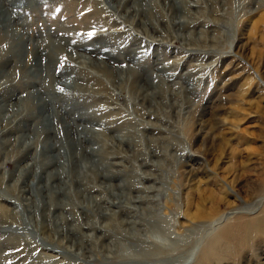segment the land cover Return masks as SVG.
<instances>
[{"label": "rangeland", "instance_id": "rangeland-1", "mask_svg": "<svg viewBox=\"0 0 264 264\" xmlns=\"http://www.w3.org/2000/svg\"><path fill=\"white\" fill-rule=\"evenodd\" d=\"M142 2L150 10L140 16ZM179 2L0 0V263L121 264L149 249L137 235L162 228L198 262L211 245L212 264H264V0H188L183 19ZM45 69L59 88L45 90ZM129 69L141 81L126 80ZM91 83L101 90H86ZM144 83L146 103L133 88ZM151 185L157 207L146 215L167 222L140 232L125 222L141 216L125 207ZM106 190L122 208L95 205ZM57 230L90 251H59Z\"/></svg>", "mask_w": 264, "mask_h": 264}, {"label": "bare ground", "instance_id": "bare-ground-1", "mask_svg": "<svg viewBox=\"0 0 264 264\" xmlns=\"http://www.w3.org/2000/svg\"><path fill=\"white\" fill-rule=\"evenodd\" d=\"M168 1V0H167ZM177 1V0H176ZM181 2V5H182V8H183V17H181L182 19L183 18H186L187 16H189V13H190V8L191 7H195V5L194 4H192V3H189L188 2V0H178V2ZM179 2V3H180ZM127 3V2H126ZM171 3V2H170ZM178 3V4H179ZM177 4V5H178ZM201 4V3H200ZM150 5V7L149 8H151V12L149 11V17H155V16H159V15H157V14H154L155 13V11L153 10V9H155L156 8V5L154 4V1H151V3L149 4ZM165 5V4H164ZM169 5V4H168ZM162 6V5H161ZM196 6L198 7H200V5H197L196 4ZM137 7H138V9L137 10H135V12H138V14L141 16L146 10H150V9H147V4H145L144 2H142V4L140 3H138V5H137ZM168 7H170V9L173 11V13H174V11H175V8H177V6L176 5H173V4H170ZM179 7V6H178ZM158 9H161V8H158ZM117 10V9H116ZM170 10V11H171ZM178 10H180L179 8H178ZM179 12V11H178ZM171 14L170 16H172V19H173V21L176 19V17H175V15L174 14ZM185 14V15H184ZM139 15H138V17H139ZM145 15H146V12H145ZM151 15V16H150ZM181 15V16H182ZM134 16V15H133ZM143 16V15H142ZM166 17V16H165ZM164 18V17H163ZM189 18V17H188ZM192 18V17H191ZM162 19V17L160 18V20ZM167 19V18H166ZM169 19V18H168ZM171 19V18H170ZM132 20H134V17H133V19ZM165 19H163V21H164ZM188 20V19H187ZM136 21V20H135ZM149 21V20H148ZM155 21V20H154ZM127 22V21H126ZM128 22H129V20H128ZM132 22H134V21H132ZM158 22V21H157ZM135 23V22H134ZM138 23H139V21H138ZM137 23V24H138ZM150 23V22H149ZM152 24H153V22H152ZM172 24V23H171ZM189 24V23H188ZM1 48H2V51L4 50L5 52L6 51H8V49L7 48H4V46L2 45L1 46ZM1 50V49H0ZM5 55H2V54H0V59H2L3 57H4ZM51 57V56H50ZM52 58V57H51ZM53 59H54V56H53ZM104 67V66H103ZM49 68V67H48ZM107 68H109V67H107ZM104 69V68H103ZM130 70V69H129ZM44 74L42 73V75H44V80L46 79V82H45V84H44V87H45V90H54V89H57V88H59V86L58 85H55V83L53 84V82H52V74H51V70L49 71V70H44ZM103 72H106V75L110 78V77H112V74H113V72L112 73H107L108 72V70L107 71H104L103 70ZM130 72H131V74L129 75V77H124L126 80H129L131 77L130 76H132L133 77V84H135V83H137L138 81H141L140 79H141V75H140V73H138V72H136V71H133L132 69L130 70ZM116 73V72H115ZM55 74V73H54ZM128 74V73H127ZM116 76V75H115ZM154 77V76H153ZM154 81H156V82H162V81H166L167 79H165L164 77H162L161 75H157V76H155L154 78ZM112 81H114V82H116V83H118V80L116 79L115 80V78L114 79H112ZM113 82V83H114ZM95 83V82H94ZM94 83H91V84H93V85H87V87H86V90L89 88L90 90L92 89V91H91V93L92 94H96V92H97V90H101V88H100V85L99 86H96V87H94ZM131 83V84H132ZM68 84V83H67ZM65 86V84H63V86L62 87H64ZM71 87V86H70ZM66 88V87H65ZM118 88H120L119 90H121V88H122V83L120 84V82H119V87ZM133 88L135 89V88H137V93H138V97H139V99L140 100H142L144 103H146V102H149V97H150V93H148V92H150L149 90H150V86L148 87V85H147V83H144L142 86H139V87H136L135 85L133 86ZM132 88V89H133ZM90 90H88L89 92H90ZM58 92V91H57ZM48 93V92H47ZM49 93H51V92H49ZM52 94V93H51ZM115 96V95H114ZM154 96V95H153ZM161 96V95H160ZM116 97H118V96H116ZM48 99V98H47ZM55 101V100H54ZM53 102V101H52ZM46 103V102H45ZM162 103H164L163 102V100H162ZM36 105H37V103L35 104L34 102H29V104H27L25 107H27V108H35L36 107ZM48 105V103L46 104V106ZM173 106V105H172ZM188 114H189V116H192V118H193V111H188ZM27 116V115H26ZM47 116L48 115H45V119L44 120H47ZM29 117V116H28ZM60 117V116H59ZM27 118V117H26ZM57 120H59V118H57ZM56 120V122L57 123H59L58 121ZM41 123V122H40ZM102 125V124H101ZM193 125V124H192ZM64 128V127H63ZM145 128V127H144ZM50 129L51 128H49V127H47V124L46 125H44V124H42V129H41V134H45V133H47V132H49L50 131ZM59 129H61V131H62V128L60 127V125L58 126V128H56V131H58L59 132ZM81 130V129H80ZM187 130H188V132H189V136H190V145L193 147L194 146V144H195V139H194V136H192V135H194L193 134V129H192V127L191 126H188V128H187ZM60 131V132H61ZM75 131V130H74ZM83 131L84 132H89L87 129H82V134H83ZM103 132H105V131H103ZM55 133V132H54ZM57 133V132H56ZM92 134H94V133H92ZM192 134V135H191ZM76 135V134H75ZM79 136V135H78ZM77 136V137H78ZM76 137V136H75ZM83 138V139H82ZM86 137H81V155H84V156H88V155H90L91 154V152H89V151H87V149H86V147L85 146H83V144L85 143V142H87L86 141V139H85ZM60 141H61V138H60ZM124 143V142H123ZM122 143V144H123ZM157 151V150H156ZM127 153V152H126ZM159 153V152H158ZM92 155V154H91ZM90 155V156H91ZM152 155L153 156H155V155H157V152H153L152 153ZM127 159V158H126ZM123 160V159H122ZM108 164V163H107ZM111 164H113L114 166H119V165H121V163H118V162H114V163H111ZM152 165V167H154L155 165H154V163L153 162H150L149 160H147V159H145V160H143L142 159V167H149V166H151ZM65 177V176H64ZM145 179H153L152 177H150V176H145ZM71 181H73V182H75V180L74 179H72ZM78 181V180H77ZM67 182V181H66ZM70 182V181H69ZM78 183V182H77ZM156 184V183H155ZM66 185V184H65ZM129 185V184H128ZM57 186V185H56ZM60 187V186H59ZM71 187V186H70ZM89 187V186H88ZM139 187H141V186H139L138 184H131V185H129V186H127V187H125V189H128V190H131V189H133V188H139ZM55 188V187H54ZM56 190H57V188H55ZM64 189V188H63ZM142 189V192L141 193H143V194H140L138 197H129V199H127V200H129L128 201V203L129 204H131V206L130 205H127L125 208H127L128 210H127V212L131 215V214H133L132 216H134V217H139V216H141V218H140V221H129V222H125L126 224L128 223V225H130L131 227H133L134 229H136L137 231H140V232H142V231H144V230H148V226L150 225V226H154V228H159V227H161L164 223H166L167 221L164 219V218H161V217H157V216H155V217H148V215H146V213L147 212H152V211H155V209L154 208H156L157 207V204H155L156 203V201H157V199H156V196L155 195H152L155 191H156V189H155V186L154 185H151V186H144L143 188H141ZM99 190H102V189H99ZM106 192H107V195H108V197L107 198H99L98 199V201H97V203L95 204L96 206H100V204H105V203H108L109 205H111V206H117V207H119V208H122L123 206H122V200H120V201H116V199L119 197V195H116V194H114V193H109L110 191H108V190H106ZM78 195V194H77ZM114 196V198H115V200L114 199H112L111 197H113ZM124 197V196H123ZM160 198V197H159ZM111 199V200H110ZM118 199H121V198H118ZM146 201H149V204H151L152 206L151 207H144V202H146ZM41 205H43V204H41ZM108 205V206H109ZM65 206V205H64ZM70 206V205H69ZM62 208V207H61ZM55 209H60V207L59 206H55ZM154 209V210H153ZM38 211V210H37ZM113 212V211H112ZM113 224V223H112ZM181 224V223H180ZM42 229V231L44 232V234H47V235H49V233H47V232H49V231H51V229H49V227L47 226V225H42V227H41ZM83 228H87V229H92L95 233L96 232H99V231H101V230H103V227L102 226H94V225H83ZM113 232V231H112ZM55 233H57L56 235L58 236V244H57V246H59V244L61 245V248H60V250L57 248V247H55V245H54V243H52V241L54 242V240H52L51 242L48 240V245H46L47 247H52V249H49L48 248V250L49 251H54V250H59V251H66V253L68 254V252H70V250H68V248H69V244H71V246L72 247H81V248H83V249H86L88 252L90 251V249H89V245H86L85 244V240L84 239H82L81 241L79 240V241H76V240H74L72 237H70V235L69 234H67L68 232H64V233H62V231H60V230H57V231H55ZM129 235V234H128ZM50 236V235H49ZM132 236V235H131ZM170 238L171 240H173V241H175V243H176V245H174V247L173 246H166L163 242V239L164 238ZM49 238V237H48ZM105 237L104 236H100V237H98V240H99V242H101V240H103ZM165 238V240H167ZM136 241L138 242V243H140L143 247H146V248H149V249H147L144 253H140V254H138V256L139 257H135V255H132V254H128V255H121L120 256V263L121 264H159V263H166V264H175V263H179L180 262V258H182V257H184V256H186L187 258L189 257V255H190V253H191V255H193V257H195V262L193 263V264H212V259H211V253H212V249H213V247L210 245L209 247H207V249H205V251L203 252V259L200 261V262H198L196 259V257H197V252H195V249L192 251L191 250V252L190 253H185L184 255H181L180 254V252L178 251V246L179 245H181V244H186L185 242H181L180 240H178V239H174L173 237H172V234H170V233H168V232H166V231H164L162 228H160L159 230H155V231H152V233H151V235H149V236H146V238H144V237H139L138 235L136 236ZM88 244V243H87ZM60 247V246H59ZM93 248V247H92ZM172 248H174L173 250H172ZM59 251H57V252H59ZM171 251H173L174 253H168V252H171ZM115 258H117V255H116V257ZM110 259V258H109ZM111 259H113V261L115 260L114 259V257H111ZM51 260V259H50ZM54 260V259H53ZM183 262H184V260H183ZM164 263V264H165ZM0 264H3L2 262L0 263Z\"/></svg>", "mask_w": 264, "mask_h": 264}]
</instances>
